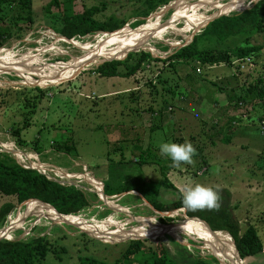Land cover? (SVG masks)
Wrapping results in <instances>:
<instances>
[{"label": "rangeland", "instance_id": "obj_1", "mask_svg": "<svg viewBox=\"0 0 264 264\" xmlns=\"http://www.w3.org/2000/svg\"><path fill=\"white\" fill-rule=\"evenodd\" d=\"M50 1L33 0L34 22L29 24L31 27H27L22 38L13 39L0 48V57L14 55L15 60L35 67L19 68L18 65L6 63L0 68V151L10 152L4 148L16 150L10 153L23 166L37 168L34 163L41 164L49 169L46 170V175L51 179L83 189L92 205L78 215L81 224L73 225L39 214L38 210L46 212L48 209L36 201L34 207H37L29 210L27 204L31 200L17 204L14 197L0 194V209L8 203L15 205L7 226L15 228L3 235L4 239L27 238L32 233L47 234L53 242L55 253L49 252L43 264H79L81 257L85 255L111 263L121 257V252L131 240L129 237L147 234L137 228L145 225L139 219L150 218L156 225H170L183 223L186 215L184 209L158 210L174 208L178 201V196L165 187L159 188L157 199L160 201L156 206H151L138 192L129 191L107 198L113 203L110 208L99 199L97 192H93L97 191L94 186L99 184L101 188L99 182H102L110 188V193H116L123 186L141 188L146 180H158L161 177L159 170L169 165L184 170L190 178L208 179L211 174L214 180L211 181L212 185L238 187L242 185V181L250 182V191L246 195H235V201L231 199V203L234 215L240 222L241 232L249 225H254L264 248V135L261 134L258 112L249 113L248 117L239 119L233 125L235 144L230 151L225 150L224 146L208 142L210 139L206 131L211 120L205 119V113L201 123L196 124L195 118L188 114L189 110L185 109L187 113L182 115V106L188 101L203 104L210 113H214L219 107L212 102L214 98L223 101L225 98L228 100L229 97L233 99L242 95L244 101H240L241 104L237 107L231 103V107L237 109L241 106L247 113L248 104L253 103L249 106L260 111L264 120V102L261 103L258 99L256 90L247 93L251 77L237 71L232 65L221 63L201 66L198 61H147L131 77H103L92 72L99 63L105 62L103 59L99 63H90L68 79H60L62 73L50 74L52 71L47 65L62 70L63 67L75 64V60L88 51L97 48L109 50L124 44L130 38L128 33L135 30L125 27L115 33L99 32L81 39H68L50 27L56 20L59 21L63 13L75 14L82 12L85 7L105 6L104 11L97 15L98 18L116 15L128 19L129 24H132L142 16L133 14V8L140 5L138 0H59L61 6L54 5L48 11ZM203 1L172 0L149 15L146 22L160 20L159 23H164L170 19L175 28L148 30L153 32L151 37L146 38L143 44L131 52L148 51L155 57L166 58L175 49L188 44L193 35L206 26L202 25V14L210 18L227 9L231 0L205 1L198 11L182 13L184 7H192ZM258 1L242 0L238 3L240 6L231 12L249 9ZM176 5L182 8L175 9ZM244 39L242 36L231 39L229 47L245 45ZM251 43L264 44V33H254ZM164 45L170 48L164 50ZM259 53V61L264 60V48ZM127 54L121 59H125ZM96 59L102 58L100 56ZM235 76H239L238 82H235ZM50 77L54 81L48 79ZM245 77L249 81H245ZM238 83L242 85L241 89L234 88ZM165 104L175 107L172 108L174 113L167 111L171 114L169 123L161 122L160 111ZM223 113L229 114V111ZM203 121L206 122L202 123ZM14 130H18L17 135ZM225 133L226 131L224 135ZM190 134L196 135L197 139L193 142L203 148L201 153L206 158L205 164L197 152L192 156L191 163L172 166L169 158L159 151V145L162 142L184 141L192 144L187 136ZM65 145L71 148L70 152L65 150ZM221 160L225 162L224 168H220L223 166L219 163ZM200 170L203 172L202 176L196 177ZM60 172L71 173L62 175ZM93 178L97 179V183L91 186L88 179ZM256 179H260L262 191L256 190ZM156 192L157 187L152 186V194ZM91 193L98 198L91 196ZM172 201L174 203L171 204ZM114 204L121 206L118 208H126L129 214L114 208ZM107 208L111 210L110 213ZM132 216L138 221H134ZM165 216L174 218V221L160 223L159 217ZM69 221L78 222L73 217ZM86 224H91L93 231L86 229ZM150 225L144 227L149 229ZM191 226L190 223L176 226L168 235L174 241L188 246L189 251L194 254L192 249L195 246L201 256L207 258L213 255L218 264H231L228 259H221L216 255V242L211 239V234H205L208 241L212 242L210 244L194 235L200 232H195ZM33 228L35 232H32ZM16 231L18 233L15 234ZM219 233L230 238L224 232ZM163 235L167 234L159 236ZM89 237L100 242L91 241ZM149 239L151 240L145 243L154 247L155 239ZM173 244L172 242L171 249L174 248ZM208 260L211 264H217L210 258ZM242 264H264V252L242 260Z\"/></svg>", "mask_w": 264, "mask_h": 264}, {"label": "trees", "instance_id": "obj_2", "mask_svg": "<svg viewBox=\"0 0 264 264\" xmlns=\"http://www.w3.org/2000/svg\"><path fill=\"white\" fill-rule=\"evenodd\" d=\"M138 1L140 5L133 8V14L142 16V18H136L132 24H129L128 19L120 18L116 15H110L103 19L98 18L97 15L101 14L106 7L90 6L75 14L63 13L59 21L56 20L50 27L54 32L68 39H81L99 32L111 33L124 28L127 24L132 28L145 24L149 15L168 5L172 0ZM54 5L60 7L61 3L59 0H51L47 5V10L51 11ZM33 11V0H0V48L13 39L22 38L27 32V27H31L29 24L32 25L34 22ZM260 32L264 33V0H259L256 5L249 9L241 12H231L228 15H223L210 21L198 33L193 35L188 44L175 49L166 58L155 57L148 51L130 52L125 59L106 61L92 69V72L103 77L120 76L128 78L135 75L147 61H198L201 66H213L221 63L231 66L233 58L257 54L264 48L262 43H251V36ZM239 36L245 38V45L229 47L228 42ZM162 48L168 50L170 47L164 45ZM248 85L247 93L256 90L258 99L261 103L264 102V80L260 77H255L250 79ZM240 101H244L242 95L235 96L233 99L229 97V102L234 103L236 106L241 104ZM260 120H263V116ZM233 125L234 121H228V127L223 126L225 129L227 128L225 130L226 134L219 138L218 136L220 135L218 133L223 127L220 123H213L208 129L211 133H207V136L212 143H215L218 138L223 143H229L232 137L230 135H232ZM13 132L16 135L18 134V130ZM195 139L197 138L191 136L192 141ZM192 145L196 151L195 153L198 152L201 157L203 148L198 146L197 143H192ZM65 150L70 152L71 148L65 145ZM170 168L171 166L168 165L160 169L161 180H146L141 188L123 186L116 193H110V188L104 184V193L112 196L136 191L151 206H156L160 201V199H157L159 188L165 187L178 196V201L174 208L158 209L160 212L184 209L186 217L198 218L206 222L213 231L228 234L235 243L236 248L234 250L231 244L232 240L228 236L217 235L215 237L211 234L210 237L216 244L220 242L225 249L231 250L236 261V251L241 260L264 252L262 240L254 225H249L241 232L240 222L236 219L233 212L232 195L228 189L214 187L218 190V208L212 210H188L182 206L181 191L167 178V172ZM152 186L157 187L156 194H152ZM94 187H97V185ZM0 194L14 197L17 204H23L30 200L32 204L36 203L35 201L48 204L53 212L62 215L78 216L81 211L92 205L83 189L74 184H62L60 181L50 179L35 169L25 168L17 162L12 153L6 151H0ZM90 195L98 198L95 194L91 193ZM32 204L28 203L27 205L28 207H34ZM14 209L15 205L11 203L1 207L0 229L9 225ZM48 212L51 213L50 211ZM107 212L110 213L111 210L107 208ZM51 214L54 215L53 213ZM173 221L174 218L171 217H159V222L162 224ZM195 221L199 227L209 230L205 224L198 220ZM187 223H190V221ZM33 231L35 232L34 228L32 229ZM142 232H151V230ZM14 233L16 234L18 231ZM138 235L141 234L139 233ZM89 239L94 242H100L93 237H89ZM148 240L151 239H131L125 250L121 252V257L111 263L85 255L81 257L79 264H211L208 260L209 258L217 264L219 263L213 255H209L207 258L201 256L195 246L192 249L195 254L190 252L188 246L183 245L179 241H174L168 234L161 237L158 236L155 239L154 247L145 243ZM172 242L174 243L172 245L174 246L173 249H171ZM189 243L194 245L192 241ZM49 252L55 253L53 242L47 234L34 235L32 233L27 238L0 239V264H43Z\"/></svg>", "mask_w": 264, "mask_h": 264}, {"label": "bare ground", "instance_id": "obj_3", "mask_svg": "<svg viewBox=\"0 0 264 264\" xmlns=\"http://www.w3.org/2000/svg\"><path fill=\"white\" fill-rule=\"evenodd\" d=\"M203 1V0H202ZM206 2H210V0H205ZM205 1L203 2H200L199 4H196L192 7H184V10L182 13H191V12H196L198 11V9L201 8V5L202 4H205ZM242 0H231L228 5L229 7L223 11H219L220 12H223V13H228L230 11H233L235 8L239 7L240 3ZM255 1V0H253ZM258 1V0H257ZM213 6V5H212ZM214 6H217V5H214ZM177 8H182L180 7L179 5H176L175 6ZM179 15V14H178ZM158 16V15H157ZM159 17V16H158ZM179 17V16H178ZM202 17H204V21H203V24L202 25H205L206 22H208L210 20L209 16H205L202 14ZM202 19V18H201ZM192 21V20H191ZM160 20H157L155 22L153 21H148L146 22L145 24L141 25L140 28H137L135 29L134 31L128 33L129 35V40L127 42H125L124 44L122 45H117L115 46L114 48H111V49H104V48H97V49H94V50H91V51H88L86 52L85 54H83L82 56H80L79 58H77L75 60V64L69 66V67H63L62 70L61 69H55V68H51L50 65H47V68L52 71L50 74H61L60 75V79H68L70 77H72L77 71L83 69L84 67H86L87 65H89L90 63H93L95 61H97L98 63L101 62L103 59H108V58H121L123 57L125 54H127L129 51H134L135 49H137V47L140 45V44H143L144 40L146 38H149L151 37V34L153 32L151 31H148V30H152V29H160V28H165V27H169V28H175V26L173 25V21H169L167 24H164V23H159ZM189 24V23H188ZM201 25V26H202ZM197 28V27H196ZM160 31V30H159ZM158 34V33H157ZM159 37V36H158ZM139 40V41H138ZM138 42V43H137ZM109 43H112V42H109ZM117 43V42H116ZM101 56L102 59H96V58H99ZM21 58V57H20ZM31 59V58H30ZM96 62V63H97ZM6 63H11L12 65H18L19 68H35V67H30L28 65H26L24 62H22L21 60H15L14 58V55H6V56H1L0 57V68L2 65L6 64ZM36 75V74H35ZM37 77L41 78L40 75H36ZM48 79H51L54 81L53 77H50ZM9 150H12V149H9ZM16 150H14L15 152ZM37 166H40V164H37ZM90 182H91V186L94 185V183H97V180L96 179H88ZM96 190H99L100 191V194H101V188L99 186V184L97 185V188ZM105 201H107V203L110 205L113 206V203L110 201V200H107L105 199ZM32 204V203H30ZM34 206V204H32ZM116 207H121L120 205H116L114 204ZM37 207V206H35ZM47 208V207H46ZM28 209L30 210L31 207H28ZM34 209V208H33ZM38 210V209H37ZM122 210H125L127 211V209H122ZM48 211H50L51 213H53L54 215H52L51 213H49ZM48 211L44 212L43 210H38L39 214H42L52 220H57L58 222H61L63 221V218L59 217L57 213L53 212L51 209H48ZM180 211V210H179ZM182 212V211H181ZM18 213V212H17ZM125 213V212H124ZM16 215V214H15ZM127 215V214H126ZM11 216V215H10ZM19 216V215H17ZM68 218H71V217H68ZM75 218L76 220H80L78 218V216H75L73 217ZM140 221L144 222L145 225L147 224H151L149 227V229H147L146 227L142 226V227H137L138 229L142 230V231H146V230H151V232H144V233H147L148 235L149 234H155L160 232L163 228H161L160 226H157L155 223H152L151 222V219L150 218H143V219H139ZM190 221V224L192 225V229L195 231V232H200L199 234H194L196 236H198L199 238H201L202 240H204L205 242L207 243H212L210 241H208V238L205 236V234H211L209 232V230H205L201 227H199L196 223L195 220H189ZM90 223V222H89ZM137 224V223H136ZM142 224V223H141ZM82 226V225H81ZM91 226V224H90ZM89 225H85L84 227L86 229H90L93 231V229L90 227ZM167 228V227H166ZM14 229V228H13ZM95 231V230H94ZM173 231V230H172ZM193 231V232H194ZM8 231L7 230H2L0 231V236H3L7 233ZM204 233V234H203ZM147 234H144V235H147ZM218 235H223V233H219ZM224 236V235H223ZM226 236V235H225ZM197 240V239H196ZM219 241V240H218ZM231 244H232V247H233V250H234V245H233V242L231 241ZM213 245V244H212ZM216 247L215 250H217V256L218 257H221V259H228L230 260V263L231 264H237L236 262V259H235V256L234 254L232 253L231 250H227L225 249L219 242V244H216ZM236 251V250H235ZM226 263V262H225Z\"/></svg>", "mask_w": 264, "mask_h": 264}, {"label": "crops", "instance_id": "obj_4", "mask_svg": "<svg viewBox=\"0 0 264 264\" xmlns=\"http://www.w3.org/2000/svg\"><path fill=\"white\" fill-rule=\"evenodd\" d=\"M234 79H236L235 80V82H238L237 81V79H239V76L238 77H236L235 76V78ZM245 81H246V77H245ZM249 81V80H248ZM235 87L234 88H240L241 89V87H242V85L241 84H236V85H234ZM179 90V89H178ZM216 96V95H215ZM177 98H178V96H177ZM213 103H215V106H219L218 107V109H215V112L213 113V112H209L208 111V108L207 107H205L203 104H199L198 102H191V101H188L187 103H186V105H183L182 106V115H185L187 112L185 111V109L186 110H189L190 111V113H188V114H190V116H193V118H195L194 120H196V122H195V124L196 123H201V120L202 119H204V113H205V115H206V117L207 118H205L207 121L208 120H211V124L209 125V127L213 124L212 123V121L214 122V123H220L221 125H222V127L223 126H225V127H228V121H234V125H236L237 124V122L239 121V119H241V118H245V117H248L251 113H256V112H258V115H259V120L261 119V112L260 111H255L251 106H249V105H251V103H249L248 104V106H247V113L244 111V109H242V107L240 106V107H238L237 109H234V108H232L231 107V102H229V98H228V100L225 98L223 101H222V99H219V100H216V98H214V100L212 101ZM173 104V103H172ZM172 104H165L162 108H161V122L162 123H169L171 120H170V115L171 114H169L175 107L172 105ZM167 107V108H166ZM237 107V106H236ZM235 107V108H236ZM166 108V109H165ZM173 108V109H172ZM219 110V111H218ZM167 111L169 112V113H167ZM227 111H229V114H224L223 112H226L227 113ZM218 112V113H217ZM243 112H245V114L243 113ZM172 113H174L173 111H172ZM250 113V114H249ZM208 114V115H207ZM248 115V116H247ZM169 117V119H167ZM177 117H178V115H177ZM176 117V118H177ZM171 118H173V115L171 116ZM170 120V121H169ZM176 121V120H175ZM178 122V121H177ZM206 121H203L202 123H205ZM209 127H208V129H209ZM194 129L195 130H197V128L194 126ZM208 129H207V131H206V133H211L210 131H208ZM200 130V129H199ZM203 132L205 133V131L203 130ZM224 132H225V128L223 127L222 128V130H220V132L218 133V135H220V136H218L219 138L220 137H223V135H224ZM234 133H235V131L232 133V135H230V136H232L231 137V141L228 143V142H225V143H223V142H221V141H219V138L218 139H216V142L215 143H212L211 141H208L209 143H212V144H219L220 146H224L225 148V150H227V151H230V148H232L233 146H234ZM226 134V133H225ZM188 136V138L191 140V136H194V137H196V135H194V134H190V135H187ZM192 141V140H191ZM194 141V140H193ZM192 141V142H193ZM194 143V142H193ZM200 157V156H199ZM201 160H202V163L203 164H205V162H206V158H204V156L202 157L201 156V158H200ZM223 161L221 160V162H219L220 164H222V165H220V166H222V167H220V168H224V166H225V162H223ZM206 165H207V163H206ZM205 165V166H206ZM242 170H244V169H242ZM201 170L199 171V172H197L196 173V177L197 176H202V174H203V172H202V174H201ZM160 174H161V172H160ZM161 178H162V175H161V177H159L158 178V180H152V181H159V180H161ZM167 178H168V180L171 182V183H173L174 184V186L176 187V188H178L181 192H182V190L185 188V187H190V186H193L194 184H197V183H199V184H202V185H209V186H212V187H216V188H225V189H228L229 191H230V193H231V195H232V197H231V199L233 200V201H235V195L236 196H239V195H246L249 191H250V189L248 188V186L250 185V182H247V183H245V182H241V186H238V187H230V186H222V185H220V184H216V185H212L211 184V181L212 182H214V180L212 179V175L210 174V176H209V178L208 179H202V178H199V179H196V178H193V177H187V175L184 173V170H180V168L179 167H171L169 170H168V172H167ZM97 180V179H96ZM98 181H100V180H98ZM218 183H220V181H217ZM254 182H257V191H262V188H261V186H262V183H261V181H260V179H256V180H254ZM208 183V184H207ZM104 184V183H103ZM162 194H164L163 193V191H162ZM168 193H167V197H168ZM165 195H164V197H166ZM166 197V198H167ZM231 200V201H232ZM171 204L172 203H174V201H172V202H170ZM233 205L234 206H236V204L235 203H233Z\"/></svg>", "mask_w": 264, "mask_h": 264}, {"label": "clouds", "instance_id": "obj_5", "mask_svg": "<svg viewBox=\"0 0 264 264\" xmlns=\"http://www.w3.org/2000/svg\"><path fill=\"white\" fill-rule=\"evenodd\" d=\"M161 154L167 156L172 166H179L181 163H191L195 154L193 145L184 141L183 143L162 142L159 145ZM182 206L188 210L218 208V190L209 185L194 184L182 190Z\"/></svg>", "mask_w": 264, "mask_h": 264}, {"label": "water", "instance_id": "obj_6", "mask_svg": "<svg viewBox=\"0 0 264 264\" xmlns=\"http://www.w3.org/2000/svg\"><path fill=\"white\" fill-rule=\"evenodd\" d=\"M257 1V0H256ZM231 12V11H230ZM230 12H228V13H223V12H220V13H217V14H215V15H213L211 18H210V20L206 23V25L210 22V21H212V20H214V19H216V18H218V17H221V16H223V15H228ZM170 21V19H168L166 22H164V24H167L168 22ZM125 27H127V28H129L130 30H134V29H137V28H140L141 27V25H139L138 27H135V28H132V27H130L128 24L127 25H125ZM124 27V28H125ZM123 29V28H122ZM122 29H119V30H116V31H114V32H111V33H115V32H118V31H121ZM131 51H129L128 53H130ZM105 60V62L106 61H112V60H121V58H108V59H104ZM102 63H104V61L103 62H101V63H99V64H102ZM98 64V65H99ZM8 151H10V152H13L14 153V150H9V149H7ZM93 192H96V191H93ZM114 196H116V195H114ZM114 196H107L105 193H104V190L103 191H101V194H100V196H99V199L100 200H102V201H104L110 208H112V206L111 205H109L108 203H107V201H105V199H107V198H109V197H114ZM36 202H38V203H40V204H42V205H44L45 207H47V209H50L51 207L48 205V204H44V203H41V202H39V201H36ZM114 208H116V209H118L119 211H123V212H126L127 214H129V211L127 210V211H125V210H122L121 208H118V207H114ZM58 214V216L59 217H61V218H63V223H69V224H73V225H79V224H81V222L80 221H78V222H74V221H69V218L68 217H75L74 215H62V214H59V213H57ZM133 217V216H132ZM133 220L134 221H138L137 219H135V217H133ZM189 220H198L199 222H201V223H203V224H205L206 226H207V228L209 229V232L212 234V235H214L215 237H217V235L219 234V232H216V231H213L210 227H209V225L206 223V222H204V221H202V220H200V219H198V218H193V217H186V220L183 222V223H180V224H170V225H159V224H157V226H160L161 228H163L160 232H158V233H155V234H147V235H144V236H131V237H129V238H131V239H143V238H154V239H156L159 235H162L163 233H165V234H169L171 231H172V229L174 228V227H176V226H179V225H184V224H186ZM139 222H142V221H139ZM167 227V228H166ZM13 228H15V226H11V227H8V228H6V229H4V230H7L8 232H11L12 230H13ZM83 229V228H82ZM85 230V229H84ZM3 237H0V239H2ZM231 238V237H230ZM233 245L235 246V243L233 242ZM235 248H236V246H235ZM234 248V249H235ZM236 256H237V264H242V260H241V258H240V256H239V254H238V252L236 251ZM238 260H239V262H238ZM230 261V260H229Z\"/></svg>", "mask_w": 264, "mask_h": 264}, {"label": "built area", "instance_id": "obj_7", "mask_svg": "<svg viewBox=\"0 0 264 264\" xmlns=\"http://www.w3.org/2000/svg\"><path fill=\"white\" fill-rule=\"evenodd\" d=\"M259 57H260V53L252 54V55L245 56V57L233 58L231 65L237 71L241 72L242 74H247V76H250L251 77L250 79L255 78V77H260L261 79L264 80V60L261 59V61H259ZM199 71H200V69H198V72ZM246 79H248V78L246 77ZM260 122H261V127H260L261 134L264 135V120H260ZM2 147H4V146H2ZM5 149L7 150V148H4V150ZM21 154L25 155L22 152H21ZM30 163H32V161H30ZM34 165L37 166L36 163H34ZM23 167L35 169V170L39 171L40 173L44 174L45 176H47L46 170H49V169L44 168L41 164H40V166H37V168L36 167H27V166H23ZM38 168L43 169V171H41ZM50 171L55 172V170H52V169H50ZM62 175H68V173L64 172ZM47 177L50 178V176H47ZM53 179H55V178H53ZM99 183L101 184V191H103V185L104 184L102 182H99ZM96 192H97L98 196H100V191L97 190ZM1 237L4 238V236H1Z\"/></svg>", "mask_w": 264, "mask_h": 264}]
</instances>
